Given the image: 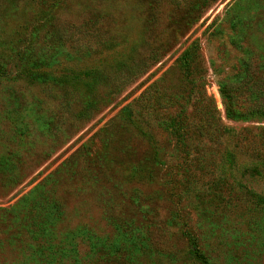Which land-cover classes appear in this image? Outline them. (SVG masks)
<instances>
[{"label": "rangeland", "instance_id": "374dc122", "mask_svg": "<svg viewBox=\"0 0 264 264\" xmlns=\"http://www.w3.org/2000/svg\"><path fill=\"white\" fill-rule=\"evenodd\" d=\"M0 66V264H264V0H0Z\"/></svg>", "mask_w": 264, "mask_h": 264}, {"label": "trees", "instance_id": "16d2710c", "mask_svg": "<svg viewBox=\"0 0 264 264\" xmlns=\"http://www.w3.org/2000/svg\"><path fill=\"white\" fill-rule=\"evenodd\" d=\"M194 46V43H192L191 45L188 46V48L186 49V51H184L183 55H182V59L184 60V64H185V71L188 72V68H190V64H191V54H190V50L192 49V47ZM251 70V68H250ZM3 67L0 66V75L3 73ZM189 73V72H188ZM250 75V78H244L236 83H233L232 85H226L223 87L222 89V93L224 95H226L228 97V102L233 106L236 105L237 106V101H238V97H237V93H239V90H242L243 88L248 89V91L250 93H255L254 89H256L253 85H252V81H251V72L248 73ZM263 82V81H262ZM264 84V83H262ZM261 85V84H260ZM254 88V89H253ZM253 90V91H252ZM230 109L227 110V116L228 118H235ZM184 124H186L187 126L191 125V123L188 121V119L184 120V123L179 122L178 124H176L174 126V129L176 131L181 130L182 128H184V131L186 129V126H184ZM211 127H212V123H210L209 120L205 119V123L200 126L197 127V129L200 131V133L202 134H209L211 133ZM257 172L258 169L257 167H255L254 169ZM184 233H186L187 237H188V246H189V254L195 258L196 260H198V262H201L202 264H208L207 262V258L205 257V255L202 253V251L200 250L199 244H198V240L196 238V236L194 235L193 232H191L190 230H186ZM138 242H141L140 239H138ZM125 257V256H122Z\"/></svg>", "mask_w": 264, "mask_h": 264}]
</instances>
